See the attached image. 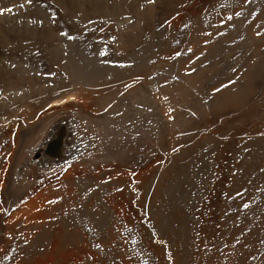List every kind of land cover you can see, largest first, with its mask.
<instances>
[{
	"label": "rangeland",
	"instance_id": "374dc122",
	"mask_svg": "<svg viewBox=\"0 0 264 264\" xmlns=\"http://www.w3.org/2000/svg\"><path fill=\"white\" fill-rule=\"evenodd\" d=\"M0 9V264H264V0Z\"/></svg>",
	"mask_w": 264,
	"mask_h": 264
},
{
	"label": "bare ground",
	"instance_id": "6f19581e",
	"mask_svg": "<svg viewBox=\"0 0 264 264\" xmlns=\"http://www.w3.org/2000/svg\"><path fill=\"white\" fill-rule=\"evenodd\" d=\"M69 132L65 122L57 123L49 137L32 150L29 161L59 162L71 158L73 151L67 143Z\"/></svg>",
	"mask_w": 264,
	"mask_h": 264
},
{
	"label": "snow or ice",
	"instance_id": "6c2138e0",
	"mask_svg": "<svg viewBox=\"0 0 264 264\" xmlns=\"http://www.w3.org/2000/svg\"><path fill=\"white\" fill-rule=\"evenodd\" d=\"M150 2H151V0H150ZM3 11H11V9H0V13H2Z\"/></svg>",
	"mask_w": 264,
	"mask_h": 264
}]
</instances>
